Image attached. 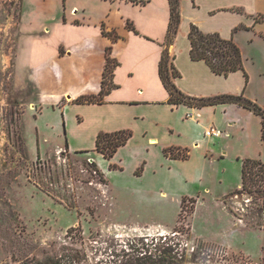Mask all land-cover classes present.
Instances as JSON below:
<instances>
[{
	"label": "rangeland",
	"instance_id": "obj_1",
	"mask_svg": "<svg viewBox=\"0 0 264 264\" xmlns=\"http://www.w3.org/2000/svg\"><path fill=\"white\" fill-rule=\"evenodd\" d=\"M75 2L74 13L85 14L91 25L115 15L110 0H67L66 6ZM262 4L264 8V0ZM66 6L65 0H0V264H123L125 250L139 248L142 240L157 239L160 244L161 238L179 249L182 264H264V192L238 187L244 159L264 163V141L253 123L261 117L251 112L249 125L244 124L249 139L238 141L252 157L229 161L215 155L214 167L204 172L205 193L187 195L185 207L180 205L179 193L164 198L160 181L166 157L162 143L155 144L152 137L165 142L173 135L148 120L152 107L145 105L144 114L130 125L128 109L138 106L103 105L107 110L97 114L93 102H79L80 98L100 99L95 94L64 95L53 102L54 108L36 103L25 77H35L38 83L44 79L41 99L55 100L51 96L83 87L98 74L90 49L72 31L66 28L59 36L52 28L49 33L51 25L65 21ZM129 9L135 16L133 25L149 26L150 19L158 23L168 18L162 44L167 43L169 6L162 11V0H154L146 8ZM244 10L256 14L253 7ZM20 22L26 27H20ZM34 23L44 24L45 37H39L42 33L38 34ZM256 23L250 30H235L240 44L233 40L243 45L245 54L255 57L257 66H248V92L264 106V34L260 32L264 22ZM87 32L97 35L94 51H99V33L94 28L82 30L83 35ZM103 33L109 36L104 23ZM22 45L23 56L19 55ZM132 47L136 50L133 45L129 52ZM63 49L74 59L75 84L67 82L69 61L61 58ZM108 56L119 63L112 46L106 49V61ZM85 62L88 72L82 70ZM108 107L117 113L116 118L106 115ZM218 113L220 122L223 113ZM78 115L91 118L86 139L72 135L84 123ZM224 129L225 139L235 142L236 134ZM122 130L134 135L111 159L97 150L73 152L91 148L101 132ZM146 132L151 138L148 146H144ZM66 137L71 150L66 148Z\"/></svg>",
	"mask_w": 264,
	"mask_h": 264
},
{
	"label": "crops",
	"instance_id": "obj_2",
	"mask_svg": "<svg viewBox=\"0 0 264 264\" xmlns=\"http://www.w3.org/2000/svg\"><path fill=\"white\" fill-rule=\"evenodd\" d=\"M66 1L67 0H65V6ZM110 1L113 5L111 9L113 11L112 13L115 14L113 18H109L110 15H108L105 20L100 19L94 25H91L86 22L85 14H83L82 17L79 16L81 15L79 14V10H76L74 13L75 9L78 8L75 2L68 5V7L66 6L64 12L66 16L65 21L63 23L53 24L49 28V33H52V28H55L58 34H60L59 36L68 28L69 31H72L76 35L78 42H81L83 45H86V48L90 49L93 63L96 65V72L98 71L94 79L91 78L83 87H77L76 89L67 88L59 96H51V98H56L55 100H43L41 96L43 97L44 92V79L43 82L40 81L38 83V79L35 77H25L29 82L28 84L31 86V93L33 92L34 95H36V103H41L42 105L46 104L52 108H54L53 102H56L59 97L64 95H69L70 97L86 93L89 95H98L102 88L103 73L106 65V49L108 46H112L113 56L119 61L114 71L113 79L117 86L106 95L103 102L93 103L96 106L97 114H102V111L107 110V107H101L103 105L138 106V108L128 109L127 118H129V124L133 125V123H136V119L141 118V115L144 114L143 107L145 105L150 108L152 107L153 112L151 114L149 113L150 119L148 118V120H155L158 125H162L164 130H169V133L173 135L170 140L165 142L159 140L157 136L152 137L155 144L159 145L162 143V153L166 157L163 166L165 176L164 179L160 181L161 194H166L167 196H164V198H168V194L171 192L179 193V197H181L182 201V197L185 195H200L199 192L205 193V189H207L208 186L204 183V172L208 166L214 167L213 160L215 155L220 159L229 161L252 157L251 154L247 153V149L238 144V141H247V139H249L244 124L249 125V120H247V118L253 115L251 113L253 111L250 110L248 112L244 107L233 103L202 107L191 106L185 103L179 105L169 103V92L164 86L159 72L162 54L164 49L168 47L169 53L173 57L174 66L180 73V76L176 77L174 80L175 84L186 95L202 98L214 97L222 94L236 95L244 93L246 97L252 100L257 99V96L253 97L249 94V81H247L251 79L249 76V63L255 66H257V63L253 55L245 54L243 45L239 47L243 52L244 67L248 74V78L243 70L232 72L228 76L219 75L216 74L205 61L192 59L190 54L191 41L189 39V32L191 25L195 24L203 32H218L223 38H233L238 42L236 36L238 31L250 30L256 26V22H264L263 0H182V21L179 28L180 30H178L176 38L169 46H167V43L162 44L168 18L162 21L160 19L158 23H156L154 19H150L149 26H142L139 24L133 25L131 23L132 19L135 20V16L133 17L128 13V11L131 10L129 6L140 9L146 8L153 4L154 0H150L143 6L136 5L130 0ZM165 6H169L170 10L169 0H162V11L165 10ZM252 7L255 8L254 11L256 14H247L244 8L250 11ZM117 12H119L118 20L115 19ZM244 14L251 16L250 19ZM128 22L132 24L133 28L127 27ZM103 23L106 32L108 31L112 33V35L108 36L103 33ZM32 25L37 29L39 35L42 31H45L43 27L44 24L42 23H34ZM20 27L26 26L24 24L22 26L20 22ZM85 28H94L95 33H99L98 39L100 48L99 51L96 50L98 53L94 51L96 48L97 35L88 32L83 35L82 30ZM237 28L241 29L235 31ZM20 31L21 33L24 32L22 30ZM260 32L264 34V29H261ZM114 35L117 36L116 39L113 38ZM39 37H45V33H42ZM133 45L136 50H133L132 47V52H129L130 46ZM24 48V45H22L19 55L23 56L26 54ZM63 50L64 53L61 58H67L69 61V64H66L67 82L68 84H75V75H73L71 71L73 69L74 59L71 57V53L67 55L66 50ZM134 53L137 54L138 57H136ZM78 56H75L77 61ZM96 57L100 58L99 65L98 58ZM136 59H138L137 64ZM127 63L130 64L127 65ZM20 64L21 63L18 62L19 68L21 67ZM86 64L87 62H85V67L82 70L88 72L89 69L86 67ZM36 90H38V92ZM72 103L75 104L73 101ZM262 107L264 108L263 105ZM108 109L109 111H107L108 114L106 115H111L109 117L110 119L111 117L112 119L116 118L117 113L113 112V108L108 107ZM221 111L223 116L220 118L219 122L218 112ZM121 112L126 114L124 111ZM78 117L79 121H84V123L77 126L76 131L72 130V135H79L81 139H86L88 136H86L85 130L88 126H91V118L81 115H78ZM253 123L256 132L258 129L259 136L262 140L261 120H255ZM138 128L140 127L138 126ZM212 128L220 129L222 135L220 137L206 135V131ZM224 128L227 129V132L233 135L236 134L234 138L235 142L225 139ZM137 131L139 135H143L140 130ZM148 134L149 132H146V135L144 133V136L148 137V141L144 142V146H148L150 143L149 139L151 138ZM69 140L70 138H67L66 141V148L68 149H70ZM215 140L217 141L214 143ZM90 147L91 148L81 151L75 150L73 152H95L96 143ZM164 149H179L183 153H187L188 157L186 159L172 158L165 155ZM94 159L97 161V158L94 157ZM241 184L242 179L238 187H240ZM208 189L209 191L206 193L212 191L211 188ZM198 199H201V196H198Z\"/></svg>",
	"mask_w": 264,
	"mask_h": 264
},
{
	"label": "trees",
	"instance_id": "obj_3",
	"mask_svg": "<svg viewBox=\"0 0 264 264\" xmlns=\"http://www.w3.org/2000/svg\"><path fill=\"white\" fill-rule=\"evenodd\" d=\"M136 5H146L150 0H130ZM170 3V22L167 34V46L173 43L177 36L181 21V1L169 0ZM128 27L133 28L128 22ZM112 35V33H108ZM114 39L117 36L114 35ZM191 41L190 54L193 60L205 61L210 68L219 75L228 76L230 73L243 70L248 78L244 67V56L241 48L233 38L225 39L218 32H203L197 25L192 24L189 32ZM117 61L108 56L102 80V88L98 94L100 99L81 100L79 102H103L105 95L109 94L117 85L114 83V71L117 67ZM159 72L164 86L169 92V103L188 104L191 106H207L233 103L245 107L261 117L262 122V140L264 141V108L255 100H252L241 94H222L214 97H193L183 93L175 84V78L180 76L179 71L173 63V57L169 53L168 47L164 49L160 61ZM133 133L130 130H122L112 133L101 132L96 140V150L103 153L105 158L111 159L118 148L127 144ZM88 152V151H87ZM166 156L172 158L186 159L187 153L179 149H164ZM242 184L241 189L246 192L253 191V187L258 191L264 192V163L258 159L246 158L242 166ZM242 192V191H241ZM190 198L187 195L182 197L181 206L185 207V202ZM193 199V197L191 198ZM160 244L158 240L146 242L142 240L139 248L133 251H126L123 255L125 260L123 264H182L184 256L176 250V246L171 245L166 239ZM178 245V244H177ZM181 257V258H179ZM56 264H68L67 262L57 261ZM73 264V263H71Z\"/></svg>",
	"mask_w": 264,
	"mask_h": 264
},
{
	"label": "built area",
	"instance_id": "obj_4",
	"mask_svg": "<svg viewBox=\"0 0 264 264\" xmlns=\"http://www.w3.org/2000/svg\"><path fill=\"white\" fill-rule=\"evenodd\" d=\"M206 135L219 137L222 135V131L220 129H217V128H212V129L206 131Z\"/></svg>",
	"mask_w": 264,
	"mask_h": 264
}]
</instances>
